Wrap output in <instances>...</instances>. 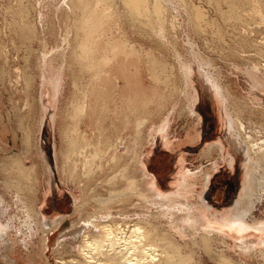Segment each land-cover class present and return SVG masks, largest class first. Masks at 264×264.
<instances>
[{
  "label": "bare ground",
  "instance_id": "6f19581e",
  "mask_svg": "<svg viewBox=\"0 0 264 264\" xmlns=\"http://www.w3.org/2000/svg\"><path fill=\"white\" fill-rule=\"evenodd\" d=\"M225 1L226 5H229L230 1ZM11 3L14 4L10 5ZM246 3L248 2L243 0L241 6H245ZM260 7L264 8V4L255 6L254 12H261ZM178 9L190 21V33L193 31L198 38L202 37L206 40V37H203L205 29L202 25L205 16L194 0H0V15L10 13L13 17L8 23L11 26L10 29L23 40L44 44V48L36 55L34 65L41 78L48 75L53 87L55 85V88L60 90L64 83V75L68 72L71 76L72 94L67 103L74 108L73 127L79 137L74 136L67 141V151L63 155L73 153L72 146L75 145L76 157L73 159L74 164L70 163L72 172L73 167H76L78 163L83 167L89 165L88 153L84 151L89 144L88 133L79 125L87 119L92 120L93 108L98 104L104 105L98 113V118L101 119L105 116L103 113L109 111L108 102L115 101L113 104H118L116 101L121 100L135 115L136 129L135 137H133L135 149L131 152L133 159L132 162L128 160L124 162L127 170L122 168L121 175L123 176L124 173L130 183L128 185L134 184L136 188V190L131 189L129 193H136L142 198L144 205L154 206V211L139 212L138 218H129L127 214L124 217L99 214L80 218L75 223L77 226L72 227L73 238L71 237L72 239L79 237L80 241L77 247L72 244L69 249L78 251L81 259H65L58 256L55 260L56 264H248L246 261L244 263L247 257L259 258L264 264V220L252 216L253 210L264 197V138L254 137L256 133L264 134V101L257 95H250L254 88L262 86V80L258 78L257 73L260 72L264 76V63H262L264 30L258 31L261 28L256 30L261 35L259 36L261 41L257 42L252 39L256 34V27L250 28L248 20L241 15L236 18L240 27L235 30L237 41L234 46L226 48V54L230 59H240L239 63L249 69L246 74L250 80V91L248 95L240 99L232 95L227 84L224 87L219 82L218 76H222V72L215 66V60L204 54L197 55L198 51L195 52V44L191 39L193 34L191 36L189 33L186 34L190 51H187L188 54H183V50L188 47L178 41L182 29ZM257 22H264V18L258 20L257 17ZM149 37L155 38V43L161 47L157 46L158 52H154L155 49L146 44ZM49 45H55L59 49L50 51L51 53L48 54L47 46ZM162 49L171 54L173 65L163 61L162 57L167 54ZM1 51L3 49L0 48ZM194 65L197 66L202 79L208 82L207 84L214 88V84L217 85L220 98L228 100L226 112L230 118L231 128L230 137L228 136L230 139H227L231 140L234 146L243 147L246 158L241 194L234 205V211L226 216L227 222H223L224 225L221 223L225 229L215 227L216 216L210 213L208 205L202 199V193L196 195L193 191L196 183L201 182L203 186H206L211 176L209 171L202 175L197 174L198 170L192 171L189 168L180 170L177 188L171 192H163L156 185L157 176L149 172L145 165V154H138L136 148L138 140H141V134L140 137L136 135L142 132V125L149 119L145 111L147 102L145 100L150 92L145 83L143 71L148 70L150 76L154 78L153 69L156 67L165 69L167 71L165 77L170 79L176 71L177 83L168 94L174 97L171 108L173 104L178 103L179 93H181L180 95H185L186 98L184 108L193 119L198 120L194 110L197 94L193 89L194 84L191 78ZM86 77L88 79H84ZM147 98L150 99L149 96ZM166 114L160 119L158 126H154L155 130L152 128V131L160 133L165 143L168 141ZM61 116L65 133L69 130L67 120L69 116L72 117V111L61 113ZM123 116L130 121L128 113L124 112ZM54 117H52V123ZM24 132V136L30 133L28 130ZM104 133L105 129L102 128L100 135ZM188 133V136H192V132ZM150 135H153V132H149L146 137ZM79 138L85 140L84 145L79 144ZM113 142L112 140L107 147L108 155L112 159L114 157V161L122 162L121 155L117 154V145L121 143V140ZM213 148L215 146L209 145L207 153L210 154ZM229 153L231 154L227 155L229 156L227 160L232 162L234 155L231 150ZM79 155H83L84 159L81 160ZM54 156L57 160V151ZM0 163L5 173L4 183L10 182L9 185L14 188L11 201L17 210L23 213V219L19 218L20 225L17 224L16 231L18 234L23 232L28 235L26 240L22 239L23 243H26V246L24 243L25 248L32 245L38 232H42L41 238L39 237L41 247L43 249L48 247V250L52 252L61 239L54 247L49 248L47 244L49 245L48 242L51 240L48 239V233L56 228L62 217L45 218L35 209L34 201L27 198L25 191H31L33 185L23 184L22 181L32 178L35 173L33 167H25L14 155H11L10 159L0 160ZM215 164L212 167L216 166ZM45 168L48 172L49 168L47 166ZM135 174L142 182V185L139 182L140 187ZM136 186L140 188V191ZM96 198L97 201L102 200V198ZM5 201L0 194V214L8 211ZM81 206L85 208V204H79L78 208ZM7 220V223H0V242L5 241L4 238L8 236L13 226L11 217ZM248 229L257 230L261 237L248 241L241 239ZM63 233H60L61 236ZM231 234L238 235L237 237L240 238L239 243L235 242L237 248L234 253L226 247L227 238ZM14 250L15 246L11 244L7 256L11 263L20 264L11 255Z\"/></svg>",
  "mask_w": 264,
  "mask_h": 264
},
{
  "label": "rangeland",
  "instance_id": "374dc122",
  "mask_svg": "<svg viewBox=\"0 0 264 264\" xmlns=\"http://www.w3.org/2000/svg\"><path fill=\"white\" fill-rule=\"evenodd\" d=\"M229 1L230 6L226 5L225 0H194L196 6L202 10L203 16H205L203 17L202 25L203 29H205L203 37H206V40H203L202 37L198 38L193 31L190 33V21L178 9L182 22L178 41L188 47V49H184L185 51L183 50V54H188L190 44L187 41L186 34L189 33L190 36L193 34L191 39L195 44V52L198 51L197 55L199 53L201 55L204 54V56L215 60V66L222 72V76H218V78L220 77L219 82L224 87L227 84L226 86L232 95L242 99L241 97L248 95L250 91V80L246 74L249 69L244 64L239 63L240 59H230L226 54V48L236 44L237 39L235 36L237 33L235 30L237 27L240 28L239 24H237L239 21L236 19L238 15L248 20L250 28L256 27L255 32L259 28L261 29L258 31L264 30V22H257V17L258 20L259 18H264V8L260 7L261 12H254L256 10L255 6L257 7L261 3L264 4V0H257L258 2L256 0L254 2L253 0H246L248 3L245 6L242 5L244 8L241 6L243 0H233L235 4L231 0ZM13 4L11 3L10 5ZM231 6L232 8H230ZM251 8H253V12ZM12 18L10 13L0 15V48L3 49L0 52V80L2 79L0 81V160L10 159V156L14 155L18 160H21L25 167H33L35 173L32 178L23 179L22 181L23 184L33 185L31 191H25V194H27L26 196L29 200L34 201L35 209L45 218L62 217L56 228L53 229L54 231L52 230L48 233V239L50 238L49 240L51 241L48 242L50 244H47V246L49 248L54 247L59 239L61 241L52 252L50 249L48 250V247L43 249L40 239L42 232H38L37 237L33 239L32 245L25 248L26 243L24 242V246L22 239L25 238L26 240L28 235L23 232L20 235L16 231L17 226L20 225L19 218L23 219V213L18 211L11 201L14 188L9 185L10 182L4 183L5 173H3L0 166V194L5 198V203L8 207L7 214H0V223H7L8 217H11V224L13 225L8 236L4 238L5 241L2 240L0 242V264H14L11 263L12 261L7 256L11 244L15 246V250L11 252V255L20 264H56L55 260L58 256L65 259L76 258L79 260L81 259V254L69 248H71L72 244L77 247L80 241L79 237L72 239V227L77 226L75 223L80 218L83 219L89 215L98 216L99 214L119 215L120 217H124L127 214L129 218H138L139 212L154 211V206L148 207L144 205L142 198L137 196L136 193H129L131 189L136 190V188L134 184L132 186L128 185L130 183L124 173L123 176L121 175L123 172L122 168L127 170L124 162L127 160L132 162L133 159L131 152L135 149L133 145L136 129L135 115L132 114L130 107H126L121 100L116 101L118 104H113L115 101L108 102L109 111L103 113L105 116L101 119L98 118V113L104 105L98 104L97 107L93 108L92 120L89 121L87 119L82 121L81 124L80 121L78 123L81 129L86 130L88 133L89 141H87L89 144L84 151L88 153L90 166L83 167L78 163L76 167H73L74 171L72 172L71 164H74L73 159L76 157L75 145L72 146L73 153L69 152L68 155H63L67 151V141L74 136L79 137L73 127L74 108L67 103L68 98L72 94L71 76L68 72L64 75V83L60 90H57L55 85L53 87L48 75L41 78L34 65L37 58L36 55L44 48V44L37 41L31 43L21 39L16 32H13L14 30L10 29L11 26L8 23ZM258 31L256 32L257 35L253 31L254 37L251 35L252 39L257 42L261 41L259 37L261 35L258 34ZM154 39L149 37L146 44L153 47L155 49L154 52H158L157 46H160L155 43ZM47 48L48 54L59 49L55 45H49ZM165 52L167 55L162 57L163 61L173 65L171 54L169 55L168 51L164 50ZM262 63H264V58ZM194 67L191 78L194 84L193 89L197 94L194 110L198 115V120L193 119L186 108H184L186 98L184 97L185 95H180L181 93H179L178 103L173 104L171 108L174 97L168 94L171 93V88L175 87L177 83L176 71L171 79L165 77L167 74L165 69L158 67L153 69L154 78L150 76L148 70L143 71L144 80L150 92L145 100V102L147 101L145 103V111L149 119L142 125V132L136 135L140 137L141 134V140H138L136 148L138 149V154H145V165L149 172L157 176L155 179L156 185L163 192H171L177 188L180 170L183 171L187 168L192 171L198 170L197 174L202 175L209 171L211 176L208 180L209 182H206V186H203L201 182L196 183L193 191L196 195L202 193V199L208 205L210 213L214 214V217L216 216V219L214 218L217 220L215 227L225 229L223 222H227L226 216L234 211V205L242 191L246 158L244 148L234 146V143L228 140L230 139L228 136L231 128L229 126L230 118L226 112L228 100L226 98L221 99L217 85L214 84V88L207 84L208 82L204 81V78L202 79L200 76L197 66L194 65ZM44 72L46 74V70ZM257 74L258 78L262 80V86L254 88L255 90H252L250 95H257L264 101V76L260 72ZM84 79H88V77ZM148 96L152 99L151 101H149L150 99L148 100ZM68 106L69 109H67ZM164 109L165 111L163 112ZM68 110L72 111V117L69 116L67 120L69 130L64 133L63 115L61 116V113ZM160 110L162 111L159 112ZM168 111L169 113L166 114ZM124 112L128 113L130 121H127L123 116ZM165 114L168 122V141L166 143L162 141L158 131H152V128L155 130L154 126H158L160 119ZM52 117H54L53 123ZM102 128L105 129V133L101 136ZM25 129L30 132L27 136H24ZM149 132H153V135L147 138L146 135ZM188 132H192V136H188ZM256 134H254L255 138H264L262 132L261 134ZM112 140L114 141L113 143L121 140V143L117 145V154L118 156L121 155L122 162H116L113 160L114 157L112 159L108 155L109 150L107 151V147H109ZM79 144L84 145L85 140L79 138ZM209 145L215 146L210 154L207 153ZM220 147H222V150H220ZM230 150L234 155L232 162L227 160L231 154L229 153ZM55 151L58 152L57 160H55L54 156ZM65 157L68 158L66 159ZM82 157L83 155L79 158L83 160L84 158ZM214 163H216V166L212 167ZM45 166L49 168L48 172ZM136 174L135 178L136 181L138 180V186L140 183L142 185ZM139 187H137L138 191H140ZM81 188L84 190L82 191ZM101 196H104V199ZM96 197L102 198V200L99 199L100 201H97ZM79 204H85V208L83 209L82 206L78 208ZM252 216L264 220V197L253 210ZM72 224L73 226H71ZM255 231L257 230L248 229L244 232L241 239L247 241L259 239L261 234ZM60 233H63V236ZM237 236L231 234L227 238L228 244L226 247L233 253L237 248L235 242H240V238ZM5 259L7 262H5ZM245 261L248 264H262V260L256 257H247L244 263Z\"/></svg>",
  "mask_w": 264,
  "mask_h": 264
}]
</instances>
